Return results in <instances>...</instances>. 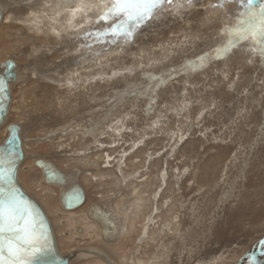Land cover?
Segmentation results:
<instances>
[{"label": "rangeland", "instance_id": "1", "mask_svg": "<svg viewBox=\"0 0 264 264\" xmlns=\"http://www.w3.org/2000/svg\"><path fill=\"white\" fill-rule=\"evenodd\" d=\"M12 1L0 60L18 54L35 73L23 72L14 86L10 121L26 124L29 155L79 169L88 193L64 220L60 189L42 192L49 186L33 158L24 162L31 167L21 171L23 183L50 213L62 252L101 247L122 264L138 257L143 264H264V60L248 41L197 67L198 56L226 42L224 26L235 22L237 5L197 0L180 15L166 6L129 41L84 49L65 26L57 36L44 20L33 25L54 10L44 0ZM135 188L144 203L132 207L119 241L76 231L91 204L109 209L133 198Z\"/></svg>", "mask_w": 264, "mask_h": 264}, {"label": "snow or ice", "instance_id": "2", "mask_svg": "<svg viewBox=\"0 0 264 264\" xmlns=\"http://www.w3.org/2000/svg\"><path fill=\"white\" fill-rule=\"evenodd\" d=\"M185 2L195 4L197 0ZM176 3L177 0H47L43 7L65 12L64 31L70 33L69 39L82 40L80 47L91 49L92 42L115 45L120 38L125 42L129 41L157 12L166 6L171 10ZM226 3L237 5L235 22L224 26L227 40L222 46L197 57L198 68L207 66L212 59L226 58L230 50L240 42L248 41L254 45L252 51L264 60V0H219L221 7ZM88 4L99 6V12L77 7ZM39 14L47 16V12ZM39 14L32 13L33 16ZM88 18L90 23L84 24L83 21ZM32 23L38 24V20H33ZM56 35L59 36L60 33L57 32ZM95 55L100 53L96 52ZM7 67L9 66L6 65ZM7 98L8 84L4 78H0V112L3 111ZM18 133L19 129L13 125L11 137L0 144V264H63L56 257L54 241L46 221L18 187V161L22 155V140ZM180 140H184L183 135ZM108 159L111 160L112 157ZM184 171L187 172L188 169ZM81 199V194L76 192L69 203H79ZM96 219L102 229L115 225L110 214H99Z\"/></svg>", "mask_w": 264, "mask_h": 264}, {"label": "water", "instance_id": "3", "mask_svg": "<svg viewBox=\"0 0 264 264\" xmlns=\"http://www.w3.org/2000/svg\"><path fill=\"white\" fill-rule=\"evenodd\" d=\"M13 6V1L0 0V28L3 23L9 21V13L7 8ZM6 65L9 67L6 68ZM34 66L30 67L29 63H22L16 55H8L4 60L0 61V78H4L8 84V98L5 100V107L0 112V129L5 128V136L0 139V144H3L12 135V126L15 125L19 129V136L22 140V155L20 161H18V187L23 192L25 198L30 200L32 204L39 210L42 218L46 221L49 229L50 236L54 241V251L56 257L63 261V264H75L82 261L90 260L92 258H102L106 264H120L118 261L110 256L106 251L101 248L84 246L73 247L65 252H62L60 241L58 240V234L56 225L52 220V217L46 207L38 199V197L26 188L22 180L21 170H26L28 167L23 166L26 158L35 157L34 163L41 169L43 173V180L45 183L60 189L59 203L63 207V210H76L80 209L87 199V190L79 179L80 171L77 168L66 170L58 165V163L50 155H44L40 152H32L27 155L25 141L28 138L24 137L26 124L21 122L10 121L12 101L14 97L15 85L21 83L24 80V73L34 72ZM55 175H50V173ZM79 192L81 194V201L79 203H69V200L74 193ZM127 200L125 199V202ZM99 206L95 208L94 206ZM61 213L60 215H62ZM99 214H110L111 219L115 221V225L110 226L109 229H102V238L107 242H116L119 235L117 227L120 219H113L111 210H108L104 205L94 203L87 209V217L95 222H98L96 216ZM82 227L78 229L81 232Z\"/></svg>", "mask_w": 264, "mask_h": 264}, {"label": "bare ground", "instance_id": "4", "mask_svg": "<svg viewBox=\"0 0 264 264\" xmlns=\"http://www.w3.org/2000/svg\"><path fill=\"white\" fill-rule=\"evenodd\" d=\"M12 1V0H11ZM39 1V0H38ZM42 1V0H41ZM47 2V0H44V2H42V4L44 5L45 3ZM41 3V2H40ZM15 4V3H14ZM39 4V3H38ZM43 7V6H42ZM41 8V7H40ZM27 9V8H26ZM29 9V8H28ZM39 9V8H38ZM43 9V8H42ZM45 9V8H44ZM54 10L56 11L57 9H55L54 8ZM54 10H52V12L51 11H49V12H47V16H45L46 18H48V19H42L41 18V20H39L38 22H41L42 20H44L45 21V23H48L49 25H48V30L52 33V35H56V33L57 32H59L60 33V30H61V28H60V26L61 27H64L65 26V23H66V21H65V19H64V17H63V15L62 16H60V17H55L54 15L51 17L50 15L52 14V13H54L53 11ZM30 11V10H29ZM44 11H47V10H44ZM34 13V12H33ZM42 15V14H41ZM44 16V15H43ZM42 16V17H43ZM26 17V16H25ZM31 17L32 16H30V21H31ZM33 18V17H32ZM35 18V17H34ZM33 18V20H36L37 18H35L34 19ZM52 18V19H51ZM32 20V21H33ZM31 21V22H32ZM43 23V22H42ZM33 25H35V24H33ZM36 25H38V24H36ZM41 27V26H40ZM40 27H39V29H40ZM42 27H43V25H42ZM44 28V27H43ZM1 29V28H0ZM54 29H55V31H54ZM35 30V29H34ZM46 31V30H45ZM55 43V42H54ZM76 50V49H75ZM8 55H10V54H8ZM11 55H13V54H11ZM14 55H16L17 57H18V59H19V55L18 54H14ZM8 57V56H7ZM2 60H4V59H2ZM20 60V59H19ZM1 61V60H0ZM32 62V61H31ZM30 62V63H31ZM29 63V64H30ZM34 63V62H33ZM34 66H35V64H34ZM36 69H37V67H36ZM68 71H69V69H68ZM67 71V72H68ZM71 71V70H70ZM69 71V72H70ZM37 73H39V69L36 71ZM32 73V72H31ZM67 77V76H66ZM66 80V79H65ZM19 84V83H18ZM68 95V94H67ZM64 97V96H63ZM14 101V100H13ZM13 104V103H12ZM13 109H15L14 108V106L12 105V108H11V112H12V110ZM16 122V121H15ZM21 123H23V122H21ZM2 132H4L3 134V137L5 136V128H2V129H0ZM26 135H28V134H26ZM24 137H26L25 136V134H24ZM27 141V140H26ZM25 141V142H26ZM26 145V144H25ZM29 153H27V155H28ZM31 154V153H30ZM33 158V166H35L36 168H37V170L41 173V176H42V181H43V183L44 184H47V183H45L44 182V180H43V173L41 172V169L34 163V160H35V157H32ZM27 159V158H26ZM80 160V159H79ZM107 160V159H106ZM26 161V160H25ZM26 164L24 163L23 164V166L22 167H24ZM26 167H28L29 169H30V167L31 166H26ZM61 167V166H60ZM28 168L26 169V170H28ZM67 170V169H66ZM21 171H25V170H21ZM166 175V174H165ZM95 179H97V177L98 176H93ZM162 177V176H161ZM164 177V176H163ZM100 178H102V180H106V179H108L109 178V175L108 174H102L101 176H100ZM165 182V181H164ZM83 183V182H82ZM47 185H49V184H47ZM49 186H52V185H49ZM54 187V186H53ZM44 188H46V187H44ZM50 189V188H49ZM30 190V189H29ZM44 190H46V189H44ZM43 190V191H44ZM32 191V190H31ZM139 190L137 189V188H135L134 189V193L136 194V195H133L134 197L133 198H121L120 199V201L117 203V204H115V205H109L110 206V208L108 209L105 205V207L108 209V210H111V212H112V218L113 217H118V218H121L120 220H121V222H119V224H121V226H122V230L121 231H119V235H118V239L116 240V242L117 241H119L120 239H121V237L128 231V222L129 221H127V218H128V215L131 213V210H132V207L133 206H135L136 205V207H137V210H139V208H141L142 207V205H143V203H144V199H143V197H141L140 196V193L138 192ZM157 195H158V193L155 195V199L157 200ZM59 197H60V195H59ZM87 197H88V195H87ZM125 199L127 200L126 202H125ZM86 201H87V199H86ZM86 203V202H85ZM85 203L83 204V206L85 205ZM99 204H101V205H103L101 202H98ZM97 203V204H98ZM94 204V203H93ZM92 205V204H91ZM58 206H61L60 205V203H59V205ZM61 209L63 208L62 206L60 207ZM76 210H79V209H76ZM76 210H63L62 209V211H60L59 212V215L61 214V213H63L62 215H60V216H62L63 218H64V216H66V214L67 213H71L70 211H76ZM156 210H157V208H156ZM67 212V213H66ZM86 216H87V212H86ZM88 218V217H87ZM86 217H85V219H86V222L87 223H84V222H81V224L80 225H83L84 226V232L83 233H85L86 231H87V229L89 228V229H91V230H93V232L95 231V236L97 237V238H99V229H100V223L99 222H96V223H94V221L93 222H91V221H89L88 219H87ZM65 219V218H64ZM114 219V218H113ZM152 221L153 220V218L152 217H150L149 218V221ZM74 221V220H73ZM154 222V221H153ZM79 225V226H80ZM100 225V226H99ZM77 227V226H76ZM82 227V226H81ZM81 227H79V228H81ZM117 227V230H119V228H118V226H116ZM150 227V225L149 224H146V226H144V228H145V230H144V234H146L147 233V231H148V228ZM79 228H77V232H79L78 231V229ZM76 229V228H75ZM81 231H83V227H82V230ZM80 233V232H79ZM72 234V233H71ZM74 235V234H73ZM80 235V234H79ZM79 235H76V236H78V238H76V236H74V238H76V239H78V240H80V242H83V239H81L82 238V236L80 235V237H79ZM95 237V238H96ZM100 239H102L105 243H109V244H114V243H116V242H107V241H105L103 238H102V227H101V229H100ZM91 247H94V246H91ZM97 248V247H96ZM99 248H101V247H99ZM101 249H103V248H101ZM104 250V249H103ZM105 251V250H104ZM135 258V257H134ZM92 259H96V260H98V261H100L101 262V264H106V262L102 259V258H92ZM143 261L141 260V259H139V257L137 258V259H134V261H130V263L129 264H143L142 263ZM120 263V262H119ZM120 264H122V263H120Z\"/></svg>", "mask_w": 264, "mask_h": 264}, {"label": "clouds", "instance_id": "5", "mask_svg": "<svg viewBox=\"0 0 264 264\" xmlns=\"http://www.w3.org/2000/svg\"><path fill=\"white\" fill-rule=\"evenodd\" d=\"M47 3V2H46ZM45 3V4H46ZM78 8H84L86 7L87 11H95V12H99L100 8L99 6H97L96 4H88V5H77ZM192 7H194V3L193 4H187L185 2V0H177V3L174 7H172L171 11L176 14V15H180L183 11H186L188 9H191ZM65 12H60V11H55V17H60L62 15H65ZM84 24L90 23V18L86 19L83 21ZM55 31V29H54Z\"/></svg>", "mask_w": 264, "mask_h": 264}, {"label": "flooded vegetation", "instance_id": "6", "mask_svg": "<svg viewBox=\"0 0 264 264\" xmlns=\"http://www.w3.org/2000/svg\"><path fill=\"white\" fill-rule=\"evenodd\" d=\"M29 166H30V165H29ZM28 169H29V168H28ZM27 171H28V170H27ZM45 185H47V184H45ZM48 186H49V185H48ZM46 187H47V186H46ZM49 188H50V189H49ZM53 188H55V187H53V186H49L48 188H46V190H44V191L42 190V192H46V191H47V192H50V191L53 192V191L56 189V188H55V189H53ZM58 194L60 195V191H58ZM58 203H59V198H58ZM70 212H74V211H70ZM86 212H87V210H86ZM66 213H67V212H66ZM86 217H87V216H86ZM87 219H88V218H87ZM64 220H65V219H64ZM97 225H98V224H97ZM81 226L83 227V231H81L80 234H82V233L84 232V229H85L84 226H83V225H80V226L76 227V231H77V228H79V227H81ZM99 226H100V225H99ZM100 229H101V226H100ZM100 229H99V238L96 237V239H98V240L100 239ZM78 233H79V232H78ZM79 237H80V236H79ZM76 238H78V236H76ZM76 238H75V239H76ZM80 238H81V237H80ZM81 239H83V237H82ZM77 240H78V239H77ZM100 240H102V239H100ZM78 241H80V240H78ZM83 241H84V239H83ZM102 241H103V240H102ZM104 243H105V242H104ZM107 244H109V243H107Z\"/></svg>", "mask_w": 264, "mask_h": 264}]
</instances>
